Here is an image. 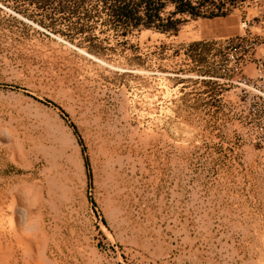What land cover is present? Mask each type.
Returning <instances> with one entry per match:
<instances>
[{
  "label": "rangeland",
  "instance_id": "1",
  "mask_svg": "<svg viewBox=\"0 0 264 264\" xmlns=\"http://www.w3.org/2000/svg\"><path fill=\"white\" fill-rule=\"evenodd\" d=\"M60 1L0 0V264H264V94L225 65L260 74L264 0L126 36Z\"/></svg>",
  "mask_w": 264,
  "mask_h": 264
},
{
  "label": "trees",
  "instance_id": "2",
  "mask_svg": "<svg viewBox=\"0 0 264 264\" xmlns=\"http://www.w3.org/2000/svg\"><path fill=\"white\" fill-rule=\"evenodd\" d=\"M216 2V0H61L58 7L60 11L76 14L79 20L76 28L81 32L99 22L116 34L126 36L131 31L141 28H152L161 32L177 31L178 20L174 16L179 13L193 17L225 15L224 8L227 11L228 7L225 3ZM168 7L172 9L166 11ZM45 24L52 25L54 22L50 20ZM66 33L69 36L76 34ZM82 37L88 40L91 46H95L92 34L83 33Z\"/></svg>",
  "mask_w": 264,
  "mask_h": 264
},
{
  "label": "built area",
  "instance_id": "3",
  "mask_svg": "<svg viewBox=\"0 0 264 264\" xmlns=\"http://www.w3.org/2000/svg\"><path fill=\"white\" fill-rule=\"evenodd\" d=\"M228 67H230L232 69V71H235V73L238 75L237 77H233L231 80L234 81L233 79H235L239 84L243 85L244 87H250V88H258V91L260 92V94H264V77L261 74L262 68H264V66L258 65V71H259V75L257 78H254L255 81L253 80V82L251 81V79L244 73L243 70V64L236 62V61H227L225 62ZM244 89V92L247 91V89ZM263 90V92H262Z\"/></svg>",
  "mask_w": 264,
  "mask_h": 264
}]
</instances>
